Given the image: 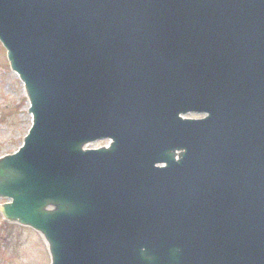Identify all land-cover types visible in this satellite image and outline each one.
<instances>
[{
  "label": "water",
  "instance_id": "1",
  "mask_svg": "<svg viewBox=\"0 0 264 264\" xmlns=\"http://www.w3.org/2000/svg\"><path fill=\"white\" fill-rule=\"evenodd\" d=\"M0 42V215L48 264H264V0H0Z\"/></svg>",
  "mask_w": 264,
  "mask_h": 264
},
{
  "label": "rangeland",
  "instance_id": "2",
  "mask_svg": "<svg viewBox=\"0 0 264 264\" xmlns=\"http://www.w3.org/2000/svg\"><path fill=\"white\" fill-rule=\"evenodd\" d=\"M23 84L9 69L0 45V155L15 151L30 127ZM190 117H203L189 114ZM1 201V200H0ZM33 229L5 222L0 215V264H48L43 239Z\"/></svg>",
  "mask_w": 264,
  "mask_h": 264
}]
</instances>
